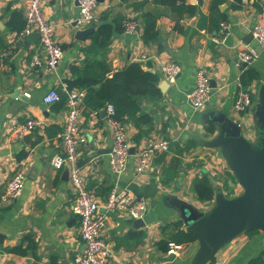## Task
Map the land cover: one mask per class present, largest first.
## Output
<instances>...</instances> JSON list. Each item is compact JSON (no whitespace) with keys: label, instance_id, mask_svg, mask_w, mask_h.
Returning a JSON list of instances; mask_svg holds the SVG:
<instances>
[{"label":"crops","instance_id":"obj_1","mask_svg":"<svg viewBox=\"0 0 264 264\" xmlns=\"http://www.w3.org/2000/svg\"><path fill=\"white\" fill-rule=\"evenodd\" d=\"M29 2L0 0V264H75V258L85 250L79 217L72 209L75 193L69 169L56 170L51 164L56 154L63 153L59 134L64 125L65 94H60L61 99L53 104H46L44 96L51 89L59 92L76 78L75 69L83 67L84 49L91 43L92 35L85 41L75 39L80 28L73 26L79 16L77 0H44V11L64 56L54 71L33 66L32 57L40 50V38L30 42L28 36L21 37L19 30ZM232 2L226 0L213 10L212 0H185L186 5L195 6L199 12L181 17L169 5L155 0H98L94 21L86 27L95 25L97 29L103 22L114 23L120 18H133L139 23L135 34L115 35L106 53L100 55L99 58H107L113 72L138 62L159 75L160 85L166 80L165 65L176 62L181 67L165 92L159 87L161 99L143 102V110L154 119V129L148 136L136 141L139 130L133 123H124L135 151L119 176L110 166L107 150L112 147L113 135L106 116L101 115L105 106L98 113L86 104L82 107L80 130L87 135L88 143L79 149V162L86 185L101 210L105 211L104 202L114 186L127 188L148 201L143 226H136L135 219L127 213H106L102 237L110 249L107 264H195L200 250L197 239L182 244L174 253L168 252L177 231L174 223L187 229L183 207L204 216L214 210L219 199H231L243 192L229 167V147L221 142V137L225 120L232 119L242 124L245 137L256 149L264 139V130L251 126L247 111L237 112L233 107L245 67H253L259 74L250 87L254 101L250 110L263 97L264 50L254 38L253 28L264 10V0H244L240 9H234ZM151 14L157 17L158 36L147 42L145 20ZM220 14L225 18L213 26L211 22ZM177 19L183 31L174 28ZM242 45L258 53L247 66L237 64V49ZM199 68L211 77L212 92L208 104L195 110L188 96L195 88ZM30 119L40 125L19 139L11 138L13 127ZM160 138L181 144L195 141L196 145L184 155L170 148L153 158L147 172L138 174V151L150 140ZM17 171L26 174L24 190L17 198L4 201L2 194ZM228 173L234 176L235 183ZM204 174L214 189V196L208 201H202L194 189ZM228 182L234 188L233 195L226 189ZM28 235L33 236L36 249L23 255L13 251L21 244L23 249L28 248ZM253 236L248 232L235 236L217 250L208 264H250L263 251L249 253Z\"/></svg>","mask_w":264,"mask_h":264},{"label":"built area","instance_id":"obj_2","mask_svg":"<svg viewBox=\"0 0 264 264\" xmlns=\"http://www.w3.org/2000/svg\"><path fill=\"white\" fill-rule=\"evenodd\" d=\"M79 16L77 25L80 28L86 27L94 21L93 11L97 7L98 0H77ZM140 1V0H139ZM44 0H30L26 10V25L21 32V37L29 36L37 30L40 34V50L32 57L31 64L36 67H45L50 71L56 70L64 56V49L55 35V29L44 8ZM124 33L135 34L139 23L133 18H126L123 22ZM253 36L259 46L264 50V10L260 19L255 23ZM258 56L254 49L240 46L237 49V64L251 63ZM167 82H174L181 72V67L176 62H170L163 67ZM62 92L66 96L65 117L63 129L59 134L63 146V153L56 154L51 164L56 170L69 169L70 183L75 193L73 212L79 217V230L85 244V250L75 258V264H107L109 261L110 249L102 237V231L106 227L107 212L119 211L130 215L133 219H143L148 210V201L130 192L127 188L114 186L104 202L103 212L94 193L87 187L82 167L79 163V149L88 143L87 135L81 133L80 120L82 107L85 104L86 93L80 89H69L65 84ZM212 85L211 77L204 68H199L196 73V85L189 94L188 100L195 109L204 108L211 98ZM61 99L56 89H51L45 96L46 104H53ZM253 96L248 90L240 89L234 100L233 107L237 112H246L253 105ZM106 121L112 130L113 143L109 152L111 170L117 176L123 174L128 167L131 156V145L128 132L123 121L117 118L115 108L108 105L106 109ZM95 113H98L95 111ZM40 124L30 119L24 124L16 125L10 132L13 139H19L28 131ZM170 150V141L164 138L152 139L138 151V163L136 172L138 174L147 172L153 158L161 153ZM26 174L17 171L9 181L2 200L17 198L25 187ZM182 248V244L169 243V253H174ZM1 254V252H0ZM36 264H48L45 261H38Z\"/></svg>","mask_w":264,"mask_h":264},{"label":"trees","instance_id":"obj_3","mask_svg":"<svg viewBox=\"0 0 264 264\" xmlns=\"http://www.w3.org/2000/svg\"><path fill=\"white\" fill-rule=\"evenodd\" d=\"M156 3L169 5L172 10H176L182 17L184 14L190 16L197 14L198 8L185 4V0H155ZM226 0H212V9H218V6ZM244 0H233L232 7L240 9ZM178 3V4H177ZM176 5H180L176 7ZM216 21H212V25L217 27L218 21L225 17L218 15ZM157 17L153 14L147 16L145 20L144 39L147 42L154 41L158 36ZM125 19H117L114 23L103 22L91 36V43L84 49L85 60L84 65L80 69H75L76 78L68 82L69 89H80L86 93L85 104L93 111L99 112L106 104L115 108L116 116L124 123H133L139 130L136 135V141L142 137L148 136L154 129L153 117L143 110V102L145 100L158 101L162 98V91L159 88L160 77L157 73L144 68L141 63L135 62L126 68L113 72L106 57L99 58L100 55L106 53L112 38L124 32L123 22ZM180 20H176L175 29L183 31ZM18 23H21L18 21ZM26 25V19L19 30H23ZM258 72L253 67L243 68L240 78L241 89L250 91L252 83L258 78ZM63 94L62 89L59 90ZM66 103V96L63 99ZM170 141V148L175 149L179 155L189 152L196 144L195 141H189L181 144L180 142ZM80 163V162H79ZM81 165V164H80ZM228 176L235 183V178L231 173ZM198 197L202 201L211 200L214 196V189L206 174L203 179H197L194 186ZM229 195L234 194V188L229 182L226 185ZM177 230L173 235V242L177 244L191 243L196 237L184 229L182 224L174 223ZM257 231L248 232L249 235L255 234ZM28 240V248L23 249L22 244L13 248V251L19 254H26L29 250H35L37 244L32 235L25 237ZM250 264H264V250L250 261Z\"/></svg>","mask_w":264,"mask_h":264},{"label":"water","instance_id":"obj_4","mask_svg":"<svg viewBox=\"0 0 264 264\" xmlns=\"http://www.w3.org/2000/svg\"><path fill=\"white\" fill-rule=\"evenodd\" d=\"M73 26H78L77 21ZM95 29V25L79 28L75 32V39L85 41ZM39 38L37 30L28 36L30 42ZM247 65L244 63V66ZM167 84V80L160 83L162 91H166ZM262 96L260 104L253 110H247V114L251 116V126L264 130V91ZM107 107L108 104L101 110L102 116H106ZM221 142L229 147L228 164L243 192L231 199H219L214 210L204 216L193 208L183 207L186 231L194 235L200 244L195 264H208L223 244L245 232L257 231L252 237L250 254L264 250V139L260 148L256 149L245 137L242 124L226 119ZM107 151L110 152L111 148ZM134 151L135 148H131V152ZM144 224L143 219L135 220L136 226Z\"/></svg>","mask_w":264,"mask_h":264},{"label":"rangeland","instance_id":"obj_5","mask_svg":"<svg viewBox=\"0 0 264 264\" xmlns=\"http://www.w3.org/2000/svg\"><path fill=\"white\" fill-rule=\"evenodd\" d=\"M241 191H242V189L239 190V192H241Z\"/></svg>","mask_w":264,"mask_h":264}]
</instances>
